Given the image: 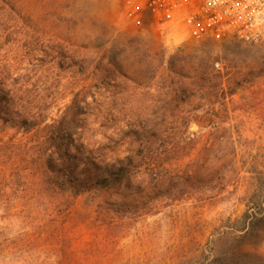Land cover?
I'll use <instances>...</instances> for the list:
<instances>
[{
    "label": "rangeland",
    "instance_id": "obj_1",
    "mask_svg": "<svg viewBox=\"0 0 264 264\" xmlns=\"http://www.w3.org/2000/svg\"><path fill=\"white\" fill-rule=\"evenodd\" d=\"M71 2L70 13L84 17L85 36L95 29L105 36L115 32L119 44L138 36L166 56L184 50L210 56L224 68L241 66L243 75L233 84L239 86L242 80V87L226 97L219 92L211 105L206 97L199 99L198 121L189 129L195 134L187 132L185 137L195 139L192 158L199 161L203 181L218 168L226 177L212 189L203 186L157 200L151 193L124 188L109 202L103 201L106 195L89 192L62 195L67 201L60 203H54L55 195L51 200H33L32 194L27 198L2 178L0 264H216L236 248L235 237L247 223L246 209L264 207V39L250 44L235 38L196 40L179 28L162 32L149 0ZM93 45L82 52L95 50ZM28 46L22 28L5 30L0 37V74L31 79L32 94L48 95L51 101L57 96L53 114L64 110L78 90L86 96L85 129L75 133V142L115 146L126 139L138 104L121 107L113 119L103 118V88L93 80L82 88L88 75L74 68H50L38 56H27ZM245 243L251 254L241 256L238 264H264V227Z\"/></svg>",
    "mask_w": 264,
    "mask_h": 264
},
{
    "label": "trees",
    "instance_id": "obj_2",
    "mask_svg": "<svg viewBox=\"0 0 264 264\" xmlns=\"http://www.w3.org/2000/svg\"><path fill=\"white\" fill-rule=\"evenodd\" d=\"M71 8V0H0V37L7 29L22 28L31 49L27 56H38L50 68H74L88 75L82 88H89L92 80L103 88L105 119H113L121 107L138 104L128 136L115 146L75 142V133L85 129L86 96L78 90L64 110L53 114L57 96L51 101L48 95L32 94L31 79H10L1 72L0 179L21 188L27 198L32 194L33 200L55 195L54 203L67 201L62 195L89 192L106 195L103 201L109 202L124 188L151 193L157 200L222 183V168L202 180L199 161L192 158L195 139L185 137L195 134L189 129L198 121L199 99L206 97L211 105L219 92L226 97L242 87V80L239 86L233 84L243 75L241 66L224 68L210 56L184 50L166 56L138 36L124 44L117 42L115 32L105 36L95 29L85 36L84 17L71 14ZM89 44L95 50L82 52ZM139 78L142 83H137ZM248 208L236 248L216 264H238L241 256L251 254L243 245L263 229L264 207Z\"/></svg>",
    "mask_w": 264,
    "mask_h": 264
},
{
    "label": "built area",
    "instance_id": "obj_3",
    "mask_svg": "<svg viewBox=\"0 0 264 264\" xmlns=\"http://www.w3.org/2000/svg\"><path fill=\"white\" fill-rule=\"evenodd\" d=\"M158 12L159 29L182 32L196 40L264 39V0H149Z\"/></svg>",
    "mask_w": 264,
    "mask_h": 264
}]
</instances>
